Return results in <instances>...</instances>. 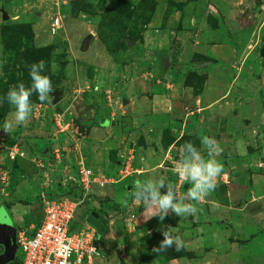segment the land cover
<instances>
[{
  "label": "rangeland",
  "instance_id": "rangeland-1",
  "mask_svg": "<svg viewBox=\"0 0 264 264\" xmlns=\"http://www.w3.org/2000/svg\"><path fill=\"white\" fill-rule=\"evenodd\" d=\"M194 1L186 11L180 0H0V97H6L9 89L20 82L30 85V65L41 60L45 61V73L50 76L53 86L66 89L65 98L57 105L51 104V99L41 103L38 96L33 94L30 119L22 125L14 126L11 133H6L2 127L6 120L13 119L14 108L6 99L0 103V143L2 138L9 145L17 143L25 151V157L32 166L43 162L46 168L54 164L55 160L58 165L56 169L54 165L49 167V172L45 173V182H54V185L42 192L38 183L30 185L27 181L36 172H30L31 176L25 172L22 176L20 161L11 162L7 151H3V165L11 170L14 168L15 173L10 172L7 179L1 180L5 184L10 183L7 186L10 190L6 192L12 191L14 194L12 202L8 200L2 207L7 209L16 227L24 225L19 222L20 217L25 218L26 223L32 222L37 226L34 216L42 209V205H36L42 202L43 196L68 195L67 192L75 186L74 178H77L81 167H89L96 177L103 175L102 172H108L102 166L103 150L99 144L106 138V134L109 137L113 133V130H107L109 124L113 127H126V131L116 130L114 135L116 137L119 134L120 138L124 136L123 144H120L119 139L108 144L110 158L116 166L119 158L129 157L128 148L137 149V152L134 151L137 158L141 155L138 148L144 142L146 133L142 131L135 136L131 128H142L149 124L148 121L154 122L152 128L158 133L148 131H152V150L148 152L149 163L152 165L157 160V153L164 148L158 125L168 122L165 121L166 110L172 112L177 109V115L184 116L195 105L201 104L194 99L206 75L198 74L199 78L192 75L187 81L182 76L183 68L180 69L182 62H191L192 59L200 62L196 54L198 48L194 47L199 42L231 43V46L237 48L231 62L235 68L234 73L242 67L241 76L231 95L222 98L213 108L218 113L220 108L230 104V114L221 119L219 116L214 117V121L208 124L209 130L203 128L202 131L204 135L214 137L223 149L217 159L223 164L224 170L218 181L219 187L201 204L205 206L215 200L224 207L239 203L242 207L245 205L242 210L244 212H232V221L236 220L235 223H220L222 226L215 233H203L197 227L202 221L199 217L189 215L182 222L175 215L166 217L162 223L158 217L152 218L149 221L156 231H150L144 225L137 224L139 208L135 209L136 213L133 210L129 213L127 209H119L120 206L117 207L111 200L96 196V191L107 189L110 183L105 184L107 188L105 185L102 188L93 185L92 191L77 210L75 223L78 229L81 221H88L94 208L92 201H99L98 206L101 208L95 207V210L105 214L107 219L102 216L106 220L105 230L99 242V254L93 264H142L145 258H151V264H264V52L261 51L264 46V28L260 33L253 32L264 21V15L261 16L264 0H255L253 7H247L248 12L244 18L248 17L247 24L251 26L247 27V31L221 28L215 35L205 31L196 34L197 29L191 24L194 15L192 8L196 4ZM210 1L223 12L228 10V0ZM2 8L9 13V21L3 20ZM56 16H61L64 28L53 35L50 25ZM8 24H30L33 33L12 31ZM249 30L252 31L249 33ZM128 40L136 43L129 47ZM166 54L170 56L172 64L168 72L164 73L160 57ZM205 55L209 61L201 62H205L208 69L215 65L217 59L209 52ZM53 65L55 72L52 70ZM144 76L146 80H152L151 83L155 82L152 84H156V92L163 95L161 98L164 103L159 104L164 113L155 112V116L143 114L148 107L152 108L146 103ZM247 79L251 80L249 83L253 82L249 88L245 85ZM131 80H135L134 86ZM186 82L192 85L191 91H186ZM240 87L242 95L236 90ZM124 98L129 99L128 104L123 103ZM174 98L178 100V105L173 103ZM233 110H236V116ZM60 115L62 118L59 124L57 118ZM100 117L110 121L102 127L100 123H92V120ZM90 122L92 124H88ZM169 124H174V119ZM197 133V130L188 128L184 129L181 137L175 133L177 138H183L172 149V157L167 158L166 166L173 168L180 159L181 146L185 142H194L188 138L199 136ZM121 147L122 151L119 150ZM46 153L52 157L48 158ZM228 161L231 164L226 166ZM124 165L128 166L126 163ZM67 166L70 172L58 171ZM228 172L236 177L229 176ZM237 172L239 175L243 172L247 175L239 176ZM168 180L176 185L181 194L189 187L173 174ZM30 186L31 191L26 192ZM132 191L125 197V190L118 187L116 202L122 203V197L127 202H133ZM6 192L0 187V197ZM81 193L82 189L77 187L70 196L79 198ZM34 206L37 207L35 212L30 210ZM199 210L202 211V208ZM228 218L225 216L223 220L227 222ZM240 222L245 226L236 224ZM177 224L182 226L178 229ZM168 226L180 233L183 247L179 251L175 246L166 252L154 251L163 239L156 233H162L163 228ZM231 237L245 240L240 246L241 257L237 258L235 246L226 245V239ZM215 248H218L217 255H209L214 261H197V252L215 255ZM182 251L189 252L187 257L172 258L174 253L180 254ZM20 257L21 251L18 250L15 260L9 264H15Z\"/></svg>",
  "mask_w": 264,
  "mask_h": 264
},
{
  "label": "crops",
  "instance_id": "crops-1",
  "mask_svg": "<svg viewBox=\"0 0 264 264\" xmlns=\"http://www.w3.org/2000/svg\"><path fill=\"white\" fill-rule=\"evenodd\" d=\"M180 1L183 2L182 6L185 8L186 11H187V9L191 8L192 0L191 1L190 0H180ZM195 2H196V4H194ZM194 3L193 4H194L195 8L194 7L192 8L194 11V15L192 17L191 24L194 27V29H197L196 30L197 35L201 34L203 31H205V33L215 35L216 33L220 32L221 28H223V29L224 28L225 29H229V28L237 29V28H239L240 31H243V29L247 31L248 30L247 27H251V26H248V24H247L248 23V21H247L248 17H247V19H245L244 15H246V13L248 12V10H247L248 6L253 7L255 5V0H228V10L226 12H223L220 9V7L217 5L213 6L210 0H195ZM262 15H264V12L263 13L261 12V16ZM233 22H235V24ZM263 28H264V21L259 26V29L257 31H253V32L259 31V33H260V30H262ZM229 31H230V29H229ZM251 31L249 30L248 32L250 33ZM263 42H264V39H263ZM198 44L199 45L194 46L195 48H198V50L196 51L197 52L196 54L205 55V54H207V52H209L210 54H212L215 57V59H217V62L215 63V65L211 66L208 69L206 68L207 66L205 64L206 60H199L200 62H198V61H196L197 59H192L191 62H189V61L182 62L180 69L183 68L182 69L183 70L182 76L184 78L186 77L187 70H196L198 72V74H205L206 75L205 81L203 82L201 92L198 95H196L195 99H194V101L196 100L197 103H201V104L195 105V108H193L191 111L188 112V113H190V115L188 113H186L187 114L186 115L184 112L185 115L184 116L181 115L182 117L177 115L179 112V110H177V109H175V111H172V112H170V110H166V112H165L166 117L165 116L164 117H165V121L168 120V122L160 123L158 125V131L161 132V139L162 140H163L164 129L167 127L171 128V133L173 135H175V133H179L180 137L182 136L184 129L189 127L188 129H190L192 131L197 130L198 131L197 134H199L198 137L201 138L202 136H204V132H202V131L204 129L209 130L208 124H210L214 121V119H213L214 117L219 116L218 118L221 119V117L224 118L225 116L230 114V112H228V110L231 108L230 104H226L227 106L225 105L227 107V109L225 108V106H224V108H220L217 111L218 113H216L213 110V108H214L215 104H217L219 101L222 100V98H226L229 95H231L232 89L236 85V81H238V79L241 76L240 70L242 67L240 68L239 72L234 73L235 68H234V65L231 63L234 60L233 57L235 56V54L237 52V50H236L237 48L234 46H231V43L225 44V43H217V42H213V43H211V42H209V43L208 42L207 43L199 42ZM262 56L264 57V55H262ZM201 61H205V62H201ZM171 64H172V61H171ZM205 69H207V70L205 71ZM146 79L147 78L145 77V80H143V81H145V82L147 81L148 83L143 82V91L146 94L145 95L146 103L149 104L150 106H152V108L148 107V110H145L146 113L144 112L143 114L155 116L154 115L155 112L164 113L163 112L164 110L160 109V107H161L160 104L164 103L162 101L163 98H161V96H163V95L161 93L156 92L157 86H156V84H152L155 82L151 83L152 80H146ZM131 81L134 82V84H133V86H134L135 80H131ZM249 81H251V80L247 79V82L245 84L246 86H248V88L251 87L253 84V82L249 83ZM185 89H186V91L187 90L191 91L193 89V87H192V85H185ZM236 90H238L239 94L242 95V88L241 87H240V89H236ZM173 100H174L173 103L178 105V100L175 98ZM131 104L133 105V102H131ZM199 105H202V106H200V108H199L198 107ZM220 106L222 107L221 104H220ZM156 108H157V110H156ZM233 113H234V116H236V110H233ZM95 117L97 118V115ZM172 119H174V124H169V121H172ZM99 120L102 122L101 127L105 126L104 124L110 121L108 119L105 121L101 117ZM193 120H195L196 122H193ZM148 123H149L148 125H145L142 128H140V127L136 128V129L131 128L133 131V134L135 136H138V134L142 131H143V133H146V135L144 136V139H143L144 142L138 148V151L141 150V151H139V154H141L140 157L137 158V154H135V152H137V149L136 150L135 149L130 150V148H128V153L130 154L129 157L128 158H119L116 161L117 162L116 166H115V163L110 158L108 144L111 143L112 141L115 142V140H117V139L121 140L120 144H123L122 140H123L124 136L122 138H120L118 136L119 134L116 137L114 135L116 134V130L123 129L124 131H126V127L120 128L121 127L120 125H118L117 127L116 126L113 127L108 123L109 125L107 127V130L108 129L113 130V133L109 134L110 135L109 137L106 134V138H104L102 140L101 144H99L100 142H98V144L101 147V149L103 150L102 166L104 167V169L106 171H108V172H102V173H104L103 174L104 176L115 179V182L107 184V185H110L108 188L106 187L107 185H105L104 187L107 189L96 191V196L100 197V199H103V200L104 199L109 200V201L111 200L113 203L117 204V207L120 206L119 209H127V211L129 213H131V210L135 211V213H136L135 209L137 208V210H138V208H139L140 210H139V213L137 214V218H136L137 224L144 225L145 228L152 231V230H155V228L153 227V225L150 223L149 220L148 221L144 220L143 215H142L143 207L140 206V202L133 200V202H127V204H125L124 201H127V200L124 197H122V199H120V200H122V203L118 204L116 202V200H118L116 198L117 197L116 193L118 191V187H122L125 190V192H126L125 197H127L128 193L134 189L133 186H134V183L137 179L145 180L148 178L158 179L160 177H164L166 179V181L169 182L168 179L172 174H173V176H177L173 172L169 173V170L172 168L166 166L165 163L167 161V158L172 157L171 156V154H173L172 149L174 147H176V141H178L180 139V137H178L176 139V141H174L170 145H168V147H165L164 145H162L165 148V149L163 148L164 151L160 150L161 152H159V154L157 153V156H156L157 160H155L153 162V164L151 165V163H149V154H148V152H151V150H152V149H150L151 148L150 147V145H151V142H150V137H151L150 135L151 134L150 133L152 131L157 132V130H155V128H152V127H154L152 125V123H154V122L148 121ZM149 130H152V131L150 133H148ZM105 132H106V130H105ZM207 132H208V134H210L209 131H207ZM122 134H124V133H122ZM124 141L125 140H123V142ZM234 142L232 143V145H234ZM127 144H129V143H127ZM162 144H163V142H162ZM200 148H202V145ZM120 149L122 151V147L119 148V150ZM233 149H234V151H236V148H233ZM48 150L49 149H47V152H48ZM48 154L49 153H46L45 156H47L48 158L52 157V156H49ZM155 154H156V151H155ZM163 154H165L164 157H163ZM3 159H4L3 158V151H0V187H1V190L3 192H6L7 190H10V188L7 187L8 184H10V183L5 184V182H2L1 180L7 179V177L9 176V173L10 172L15 173V172H13L15 170H14V168L12 170L9 168H6L3 165ZM141 159H143V160H141ZM172 159H174V157ZM14 161H20L18 163L21 167L20 169L22 172V176H24L25 174L28 176H31L30 172L31 173L36 172V174L33 177H29L27 179V181H29L30 185H33L35 182L38 183L39 188L42 192L47 191L48 189H50L51 186L54 185V184H52L54 182H51V184H50V182H45V179H43V177H44L45 173L49 172L48 171L49 167L54 165L55 169H56V167L58 168V165L56 164L57 160L54 161V164L53 163L49 164L48 167H46V168L44 167L46 164L44 166H40V168H36L38 165L32 166L30 163V160L28 158H26L25 156L19 157L17 160H11V162H14ZM142 161H143V163H142ZM125 163L128 164V166L124 165ZM228 164H229V161L225 165L227 166ZM145 166L146 167L151 166V167L145 168ZM65 167H66V165H65ZM232 167H234V166H232ZM64 168L60 169L58 171L59 172H70V169H68V166L66 169H64ZM87 168H89V167H87ZM123 168H125V169H123ZM130 168H131V171H130ZM237 174L239 175V172H237ZM228 175L233 176L232 172H228ZM241 175L246 176L247 174H245L243 172L239 176H241ZM233 177H236V175H234ZM32 179H34V181H32ZM63 179L64 178H61V181ZM127 179H128V181H127ZM51 181H53V180H51ZM14 187H16V185ZM31 188H32V186H30V188H28V190L26 192L31 191ZM11 189H12V187H11ZM73 190H72V192H73ZM165 190L166 189H162V191H165ZM91 191H92V188H91ZM13 196H14V194L12 193V191L8 192V193L6 192L3 195H1L0 207L5 205L6 202H8V200L11 201ZM44 197L45 196H43V198ZM53 197H55V196L50 195V196H47L46 198H53ZM92 204L94 207L92 210L93 212L96 211L95 207L101 208V206H98L100 203L97 200H93ZM41 205H42V207H41L42 209H39L38 213H36L34 216V218L38 222V224L41 223V221L43 219V215H44L43 199H42V202L36 206L40 207ZM241 205L242 204L239 203L236 206L229 205L227 207L226 206L224 207L221 203H219L215 200H213V201L211 200L208 205L203 206L200 202L199 204H196L197 213L194 215V216L202 219V221L200 222L201 225L198 224L197 227L199 228L200 231H203V233H205V232H208V233L214 232L215 233L216 231H218L220 229V226H222V225H219L220 223L229 224V222H230V224H234L236 220L233 219L234 222L232 221V217H233L232 212H234L235 210H237L239 212H244L242 210L245 209V205L243 207ZM36 206H34V208H31L30 210L33 212L37 211ZM198 207L202 208V211L199 210L200 208H198ZM105 210L106 209H104V211ZM109 210L112 211V209H109ZM97 211L99 214H101V216L99 215L100 217L104 216L106 218L105 214L101 213L99 210H97ZM97 211H96V213H97ZM109 215H112V214H109ZM243 215H245V213ZM174 216H175V214L170 212L167 217L170 218V217H174ZM225 216H229L227 222H225L223 220V218H225ZM105 218H104V220H105ZM156 218L157 217H155V219ZM179 218L182 219V222L186 220V219H184L186 217H183V218L179 217ZM19 222L24 223V225L19 227V228H24V227L33 228L34 227V224L32 222L26 223L25 218H22V217H20ZM87 222H88L87 220L81 221V225H85ZM182 222L180 221L179 224H181ZM179 224H177L178 229H179V227L182 226V225L179 226ZM236 224L238 226H245V224L244 223L241 224V222L236 223ZM262 229H259V230H262ZM99 230H100V233L102 235L103 230L102 229H99ZM157 233L162 235V233L159 231ZM175 234L178 236L180 235V233H178V232H175ZM214 241H217V239ZM226 241H227L226 245H228V247L230 245L235 246V250L237 251V253H235V254L238 258L241 255L240 254V246L242 244H244L245 240H243L240 237L239 238L238 237H231V238L226 239ZM232 246H231V248H232ZM223 250L226 251L225 248ZM214 251H215L214 252L215 255L212 253L205 255V252L204 253L203 252L202 253L197 252L198 254L195 253L197 256V261H203V263L206 261H208V262L214 261L209 256V255H211L212 257L216 256L217 252H218V248H215ZM151 263L152 262H150V261H146V262H143L142 264H151Z\"/></svg>",
  "mask_w": 264,
  "mask_h": 264
},
{
  "label": "clouds",
  "instance_id": "clouds-1",
  "mask_svg": "<svg viewBox=\"0 0 264 264\" xmlns=\"http://www.w3.org/2000/svg\"><path fill=\"white\" fill-rule=\"evenodd\" d=\"M45 68L43 60L31 64L30 85L20 82L9 89L6 97H0V103L6 99L14 108L13 119L6 120L2 127L6 133H11L14 126L22 125L30 119L33 112V94L38 96L41 103L53 97L55 88L50 76L45 73ZM52 70L55 72V65ZM201 145L202 148H198L192 142H185L180 148V159L171 169L181 181L189 185L185 193L181 194L176 185L167 182L164 177L135 181L131 197L143 207L142 215L145 221L158 217L162 223L170 212L179 217L195 215L196 204L219 187L218 181L224 168L217 157L222 154L223 149L214 137L207 135L201 137ZM124 203L127 204V201ZM162 236L163 239L154 251L166 252L173 246L179 251L183 247L174 227L163 228Z\"/></svg>",
  "mask_w": 264,
  "mask_h": 264
},
{
  "label": "built area",
  "instance_id": "built-area-1",
  "mask_svg": "<svg viewBox=\"0 0 264 264\" xmlns=\"http://www.w3.org/2000/svg\"><path fill=\"white\" fill-rule=\"evenodd\" d=\"M63 28L61 16L54 17L50 25L51 33L56 35ZM61 118V115L57 118L59 124ZM4 141L2 138L0 151L6 150L11 160L25 156V151L17 143L9 145ZM38 165L44 166V163L39 162ZM74 181L75 185L82 189L79 198L70 195L44 197V215L41 223L33 228H17L16 241L18 250L21 251L17 264L94 263L99 254L102 235L99 228L89 221L77 229L76 213L94 184L103 187L106 183L115 182V179L104 175L96 177L92 169L81 167Z\"/></svg>",
  "mask_w": 264,
  "mask_h": 264
},
{
  "label": "water",
  "instance_id": "water-1",
  "mask_svg": "<svg viewBox=\"0 0 264 264\" xmlns=\"http://www.w3.org/2000/svg\"><path fill=\"white\" fill-rule=\"evenodd\" d=\"M1 12L3 20L9 21V13L4 8L1 9ZM127 43L129 47H132L136 42L128 40ZM160 61L163 72L167 73L171 66L169 55H162L160 57ZM54 88L55 90L52 93L53 97H50V99L51 104L57 105L65 98L66 89L65 87ZM123 103L128 104L129 99L124 98ZM88 221L97 228L104 230L106 221L96 212H92L90 214ZM16 233L17 227L15 226L9 212L5 207H0V246L2 247V253L0 254V264H9L15 260L18 251Z\"/></svg>",
  "mask_w": 264,
  "mask_h": 264
},
{
  "label": "trees",
  "instance_id": "trees-1",
  "mask_svg": "<svg viewBox=\"0 0 264 264\" xmlns=\"http://www.w3.org/2000/svg\"><path fill=\"white\" fill-rule=\"evenodd\" d=\"M8 25H10V27L8 26V28L9 29L11 28L12 31H21V32L30 33V34L33 33V30L31 28V25L30 24H8ZM261 51L264 52V46H263V48H262ZM197 57L200 60H206V61L209 60V59H207V56L206 55H203V54H198ZM192 75H194V76H196V77L199 78L198 72L196 70H187L185 79L187 80V78L190 77V76H192ZM186 85H190V84L188 82H186ZM202 86H203V84H202ZM201 89H202V87H201ZM201 89H200V91L197 94H199L201 92ZM92 121H93L92 123H100V124H102V122L99 119L98 120L97 119L96 120H92ZM92 123L90 122L88 124H92ZM182 138H180L178 141H176L177 137L171 133V128L170 127H167V128L164 129V133H163V144H164L165 147H168V145H170L174 141H176V143H179V141ZM195 138H196V140H195ZM188 139H190V140L193 139L194 142H192V143H194L198 148L201 147V138H199L198 136H196V135L195 136H189ZM10 144L12 145V143H10ZM77 187L78 186L75 185L73 187V189H75ZM72 190H70L69 192H67V194L70 195L72 193ZM53 198H55V197H53ZM156 234L162 236L161 234H158V233H156ZM187 254H189V252H185V251L184 252L182 251V253H180V254L179 253L178 254L177 253H174L173 256H172V258L187 257ZM150 259L151 258H145L144 262L149 261ZM15 264H17V261H16Z\"/></svg>",
  "mask_w": 264,
  "mask_h": 264
},
{
  "label": "flooded vegetation",
  "instance_id": "flooded-vegetation-1",
  "mask_svg": "<svg viewBox=\"0 0 264 264\" xmlns=\"http://www.w3.org/2000/svg\"><path fill=\"white\" fill-rule=\"evenodd\" d=\"M2 253V247L0 246V254Z\"/></svg>",
  "mask_w": 264,
  "mask_h": 264
}]
</instances>
